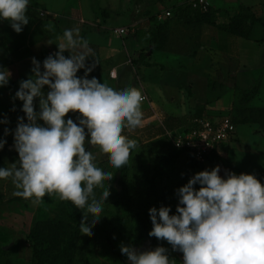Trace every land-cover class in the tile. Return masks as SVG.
Instances as JSON below:
<instances>
[{
	"label": "clouds",
	"instance_id": "9594fccd",
	"mask_svg": "<svg viewBox=\"0 0 264 264\" xmlns=\"http://www.w3.org/2000/svg\"><path fill=\"white\" fill-rule=\"evenodd\" d=\"M30 3L0 0V22L8 21L21 33L30 21ZM56 44L58 51L42 64L32 58V74L15 92L27 122L20 116L14 131L4 129L5 137L14 136L18 164L0 167V180L10 179L14 195L34 204L54 195L70 201L83 213L80 233L91 235L111 194L105 181L113 178L98 166L91 148L98 146L115 169L128 165L138 143L126 132L143 127L145 97L137 87L114 88L88 78L96 66L88 63L96 59L95 51L78 27L65 29ZM81 69L83 76L78 75ZM11 75L0 66V87L8 85ZM70 112L78 114L76 121ZM0 123L10 121L5 117ZM6 144L0 139V150ZM98 187L104 188L99 195ZM176 195L175 213L170 205L149 209L153 227L148 235L181 252L182 264H264V182L254 173L226 170L221 175L217 165L195 173ZM120 250L129 264H177L163 245L138 252L122 244Z\"/></svg>",
	"mask_w": 264,
	"mask_h": 264
},
{
	"label": "trees",
	"instance_id": "16d2710c",
	"mask_svg": "<svg viewBox=\"0 0 264 264\" xmlns=\"http://www.w3.org/2000/svg\"><path fill=\"white\" fill-rule=\"evenodd\" d=\"M171 9L173 16L163 21H158L156 17L154 19L150 38L152 51H174L196 57L199 32L203 24L214 26L231 36L257 42L261 40L255 32L262 26V19L243 4L227 22H218V15L223 10L209 6L203 11L188 0ZM180 29L184 31L185 40H181L182 42L177 40V31ZM25 54V51L20 53L17 47L9 52L0 45V66L7 67L15 57L21 58ZM146 57V53H142L133 63L144 61ZM145 64L150 65L149 62ZM259 93L260 82L234 100L231 118L236 127L255 124L258 131L264 133V105H249L251 99ZM206 105V102L198 103L187 124L194 117L208 116ZM137 143V149L124 168L115 169L108 158L103 162V168L111 171L113 178L105 181V187L109 184L111 186V194L104 204V216L93 226L94 234L80 233L83 213L70 201L60 200L53 217L33 222L28 234L33 249V264H129L127 256L121 253V245H132L150 237L149 209L153 206L159 208L161 205H170L175 213L178 204L176 190L183 186L182 180L187 175L203 171L204 163L195 160L187 149L174 147L167 139L157 143ZM228 151L229 142H222L208 155L207 161L214 165L224 163ZM0 167H7L2 155ZM254 174L264 182V168ZM116 183L121 186V191L116 188ZM8 200L25 199L14 196ZM3 202L4 194L0 188V206ZM150 238L156 247L166 243L155 237ZM0 264L14 263L2 256Z\"/></svg>",
	"mask_w": 264,
	"mask_h": 264
},
{
	"label": "crops",
	"instance_id": "0c3cea01",
	"mask_svg": "<svg viewBox=\"0 0 264 264\" xmlns=\"http://www.w3.org/2000/svg\"><path fill=\"white\" fill-rule=\"evenodd\" d=\"M261 1L207 0V3L210 7L223 10L218 15V22H227L229 17L237 11L232 7L236 8L237 4H243L255 11ZM71 11L83 13L82 8H72ZM27 14L30 21L28 25L24 26V33H17L10 26L9 39L7 36L0 39V45L6 47L9 52L13 51L15 47L20 53L26 52L21 58L15 57L12 63L5 68L8 69L9 66L17 64L19 66L17 78H29L32 74V58H37L42 64L48 55H54L58 51L56 43L60 42L63 31L78 27L80 35L89 41L95 51L96 59L89 58L88 63L89 65L95 63L96 66L88 78L94 76L114 88H138L140 84L143 89L142 94L146 96L142 104L144 124L136 131H127L126 134L130 138L141 143H157L167 139L173 145L172 138L166 135V132L187 126L188 119L198 103H207L208 116L213 117L220 114L231 116L235 89L231 88L224 79L227 74L231 77H236L239 74L238 70L237 72L230 71L227 62L228 55L235 56L236 44L241 46V42L236 37L228 35L214 26L203 24L199 32V48L196 57L192 58L174 51H160L164 55H155V51H152L150 47L154 20L140 25L133 23L137 29L134 33L135 37H122L119 40H114L112 36L107 37L103 33L104 29L99 25L102 23L101 19L97 24L91 23L90 26L67 23L65 20H57L56 23L54 20L42 17L40 11L31 6H29ZM75 16L78 14H72V18L76 21ZM142 53H146L147 56L144 61L133 63V60H137ZM64 54L69 55L67 51ZM145 62H149L150 65H146ZM130 66L138 76V80L128 83V85H121L120 78ZM112 72L116 73L115 78H113ZM78 75L83 76L84 70L81 69ZM112 80H114L115 86L110 85ZM116 80L118 82H115ZM145 80L155 85L154 94L146 89ZM216 82L218 84H215ZM196 86L197 88L201 86L202 92H206L205 98H197ZM45 90H47V86ZM228 90H231V94L225 98ZM36 103L38 105V99ZM107 158V155L102 158L101 167ZM218 165L221 168V175H224L226 170L234 171L237 174L243 173L242 170L236 172L233 164L224 162ZM216 166L208 163L205 169H212Z\"/></svg>",
	"mask_w": 264,
	"mask_h": 264
},
{
	"label": "rangeland",
	"instance_id": "374dc122",
	"mask_svg": "<svg viewBox=\"0 0 264 264\" xmlns=\"http://www.w3.org/2000/svg\"><path fill=\"white\" fill-rule=\"evenodd\" d=\"M185 1L187 0H31L29 6L39 11L45 10L48 14L44 18L54 20L56 23L57 20H65L67 23H80L90 26L91 23L97 24L98 20L101 19L102 23L99 25L103 27V33L107 37L112 36L114 40H119L122 37L131 38L135 35L133 33L124 35L115 33L114 29L116 27H130L133 23L140 25L152 21L158 13ZM239 6L240 4H237L236 8L234 6L232 9L238 10ZM72 8H82L83 13L72 12ZM255 13L263 22L262 26L255 32L257 38H261V40L257 42L236 37L241 42V46L236 44L235 56L228 55L227 62L230 71L237 72L238 70L239 74L236 77L227 74L224 81L235 89L234 100H237L243 93L250 91L255 84L260 82V93L251 99L249 105L261 106L264 105V0L261 1ZM72 14H78V16H75L76 21L72 18ZM80 18L84 19L85 23H81ZM10 26L8 21L0 22V31L3 30L0 32V39L5 36L8 38ZM24 32L22 31V33ZM183 32L181 29L177 31V40L180 42L185 40ZM8 39L7 41H9ZM158 54L164 55V53L156 50L155 55ZM18 67L17 64L8 67V70L12 73L10 81L8 85L0 87V120L7 117L10 121L7 125L0 123V139L5 137L4 129L6 127L14 131L18 117L25 116V122H27L26 115L22 111L23 102L18 98L13 99L15 92L19 89L20 81L23 80L17 78ZM121 70L123 71L124 67ZM120 79L121 85H128L133 81L136 82L138 76L130 66ZM110 85L115 86L114 80L111 81ZM144 85L148 91L155 93L154 84L145 80ZM138 88L143 91L140 84ZM201 88L199 86L196 91L198 99H203L206 96V92H202L203 89L201 90ZM230 92L231 90H228L224 97H229ZM13 108L16 110L13 111ZM37 110H39L38 105ZM68 115L74 120L78 114L70 112ZM6 140L7 144L3 150H0V155L6 159L7 167H11L13 163L18 164V152L13 147L14 136L9 134ZM91 151L97 157L98 166L101 167L102 158L107 154L101 153L98 146L91 148ZM208 163L211 162L206 161L204 165L206 166ZM225 163L233 164L236 172L242 170L243 173H255L263 169L264 135L258 131L255 124H241L236 127L235 135L232 141L229 142V151ZM193 175H187L183 178V185ZM196 187L198 188L199 185H196ZM0 188L4 194V202L0 206V258L5 256L11 259L14 264H33V249L28 239L32 224L37 219L53 217L60 200L54 195L52 197L45 196L39 204L26 200L9 201V198L16 196L14 195L16 189L11 180H0ZM103 190L104 188L98 187L95 191L99 195ZM152 227L151 222L150 229ZM145 241L151 242L152 249L156 247L150 237L143 238L132 244V246H140ZM163 246L169 249L171 257L177 260V264H180V262L182 264L183 254L181 252L172 251L171 245L167 242ZM127 262L129 263L128 257Z\"/></svg>",
	"mask_w": 264,
	"mask_h": 264
},
{
	"label": "built area",
	"instance_id": "2783aa9c",
	"mask_svg": "<svg viewBox=\"0 0 264 264\" xmlns=\"http://www.w3.org/2000/svg\"><path fill=\"white\" fill-rule=\"evenodd\" d=\"M194 7L206 11L209 8L207 0H190ZM48 13L40 10V15L45 17ZM173 16L172 9H166L156 15L158 21H163ZM81 23H85L80 18ZM135 25L130 27H116L115 33L120 35L136 32ZM113 73V72H112ZM111 73V74H112ZM146 98V96H144ZM236 132V125L228 114L217 116L194 117L190 123L181 128L167 131L168 136L172 138L173 146L176 148H185L189 154L197 161L205 163L208 155L216 150L222 142L232 141Z\"/></svg>",
	"mask_w": 264,
	"mask_h": 264
},
{
	"label": "water",
	"instance_id": "95a60500",
	"mask_svg": "<svg viewBox=\"0 0 264 264\" xmlns=\"http://www.w3.org/2000/svg\"><path fill=\"white\" fill-rule=\"evenodd\" d=\"M151 50H152V47H151ZM116 188H117L119 191H121V189H122L121 186L118 185V183H116ZM134 248H136L138 252L152 249V248H151V242H150V241H145V242H143L140 246H136V247H134ZM128 261H129V260H128Z\"/></svg>",
	"mask_w": 264,
	"mask_h": 264
},
{
	"label": "flooded vegetation",
	"instance_id": "af4514ba",
	"mask_svg": "<svg viewBox=\"0 0 264 264\" xmlns=\"http://www.w3.org/2000/svg\"><path fill=\"white\" fill-rule=\"evenodd\" d=\"M152 247V246H151Z\"/></svg>",
	"mask_w": 264,
	"mask_h": 264
}]
</instances>
